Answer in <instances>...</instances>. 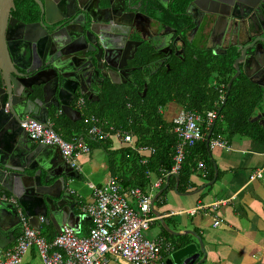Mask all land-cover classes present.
Masks as SVG:
<instances>
[{
    "label": "flooded vegetation",
    "instance_id": "flooded-vegetation-1",
    "mask_svg": "<svg viewBox=\"0 0 264 264\" xmlns=\"http://www.w3.org/2000/svg\"><path fill=\"white\" fill-rule=\"evenodd\" d=\"M47 1L40 7L37 0H12L0 37L5 43L9 22L42 26L38 63L61 70L51 77L62 80L63 100L80 114L76 121L117 97H143L151 76L203 69L215 79L222 71L231 76L237 60L236 78L258 79L244 60L256 45L264 52V0ZM256 86L262 106L253 116L264 111V89ZM61 118L69 120L58 113L52 122Z\"/></svg>",
    "mask_w": 264,
    "mask_h": 264
},
{
    "label": "water",
    "instance_id": "water-1",
    "mask_svg": "<svg viewBox=\"0 0 264 264\" xmlns=\"http://www.w3.org/2000/svg\"><path fill=\"white\" fill-rule=\"evenodd\" d=\"M37 2L40 7L48 3L47 0ZM10 5L12 0H0L2 23ZM12 28L17 34L11 35ZM49 37L54 46L50 34ZM4 38L5 43L0 37V248L12 241L14 230L22 226L21 217L38 231L41 224H51L53 236L63 224L78 233L79 219H88V216L73 210L76 202L70 183L78 177L77 171L62 161L56 147L29 143L30 139L20 126L27 119L47 126L58 113L72 122L80 118L79 112L68 106L62 98V80L51 77V74L54 76L57 73L62 76L61 70L53 64H50L53 68L43 69V65L38 63L44 59L41 55L44 39L42 26L38 23L9 22ZM256 47L257 45L245 56L244 65L257 71L258 79L249 78V81L264 89V52ZM24 61H28V67L24 65ZM236 61L233 62L235 72L226 83L225 93L238 74ZM80 71V68L76 69L78 74ZM77 84L81 85L76 80ZM250 120L257 121L264 127V111ZM50 128L53 130L52 126ZM209 135L210 129L206 134V142ZM174 178L175 190L177 177ZM163 188L164 186L152 195L151 213L157 217L164 230L175 236L181 235L180 232L168 229L153 208V201ZM183 233L194 236L199 251L203 252L200 238L194 232L185 230ZM195 249V245L189 243L174 250L166 264H191L197 255L193 254ZM202 259L203 257L194 264Z\"/></svg>",
    "mask_w": 264,
    "mask_h": 264
},
{
    "label": "trees",
    "instance_id": "trees-1",
    "mask_svg": "<svg viewBox=\"0 0 264 264\" xmlns=\"http://www.w3.org/2000/svg\"><path fill=\"white\" fill-rule=\"evenodd\" d=\"M230 74V71H222L214 79L210 72L200 69L151 76L143 97H117L104 108H91L88 111L89 115L97 118L102 131H109V135L103 138L86 134L84 129L87 124L83 122V118L76 122L61 118L52 122L51 126L64 140L75 136L80 137L89 150L93 146L99 147L105 154L108 175L115 177L123 187L145 190L153 179L160 178L162 182L158 189L164 184L165 187L153 201L157 202L175 183L174 176L168 175V171L173 163L177 138L171 130V121H167L161 113L165 104L175 103L179 108L194 110L202 116L207 110H215L217 113L213 123L204 131L202 139L184 147L183 158L176 174L178 192L186 191L188 188L183 186L187 183L192 187L189 179L198 162L202 163L204 170L201 185L213 177L211 148H208L206 142L209 129L208 138L220 136L226 143L235 134L252 140H264V127L257 121L250 120L254 110L261 105L260 89L245 78H235L225 93ZM115 130L129 133L133 144L146 145L153 151H134L115 137ZM114 141L118 145H114ZM159 228L163 241H169V250L174 251L186 245L187 234L175 236L164 231L161 226ZM49 239L51 236L46 240Z\"/></svg>",
    "mask_w": 264,
    "mask_h": 264
},
{
    "label": "built area",
    "instance_id": "built-area-1",
    "mask_svg": "<svg viewBox=\"0 0 264 264\" xmlns=\"http://www.w3.org/2000/svg\"><path fill=\"white\" fill-rule=\"evenodd\" d=\"M80 100H77L78 106ZM215 110H207L202 116L194 110L179 108L170 119L171 130L177 138L172 156V165L168 175L176 176L183 158L185 146L193 145L201 140L207 128L216 118ZM87 124L85 133L97 138L109 135V131H102L97 118L93 115L83 116ZM28 138L34 143H42L56 147L62 161L79 172L77 158L89 152V147L83 140L73 137L64 140L50 128L51 122L43 126L33 119L20 123ZM109 130H112L109 127ZM205 131V132H204ZM115 137L129 145L134 151L152 152L146 145H135L132 136L121 130L114 131ZM208 148H227V143L220 136L208 138ZM201 175L204 174L203 165L198 162ZM262 177V168L249 172L247 180ZM160 178L153 179L145 190L138 187H123L115 177L109 176L101 184L87 182L91 190V201L78 206L82 215L88 216L90 222L85 235H77L73 228L61 225L59 232L46 240L39 231L30 227L24 217L22 226L9 248L0 249V264H20L22 255L34 248L41 264H164L162 250H169L168 242L162 237L147 238L144 232L157 219L151 213V198L161 184ZM217 200L213 206L224 203ZM190 208L188 213H193ZM219 223L214 218L212 225Z\"/></svg>",
    "mask_w": 264,
    "mask_h": 264
},
{
    "label": "crops",
    "instance_id": "crops-1",
    "mask_svg": "<svg viewBox=\"0 0 264 264\" xmlns=\"http://www.w3.org/2000/svg\"><path fill=\"white\" fill-rule=\"evenodd\" d=\"M227 146V148L214 147L210 150L213 174L215 167V177H212V181H205L202 187L203 175L200 168L196 167L189 179L192 189L187 183L183 187L190 190L178 192L174 190L173 184L157 202H153V208L159 213L168 229L187 234L186 244L195 245L196 251L193 254L197 253V255L191 264L201 257L203 259L198 264H264V140H252L235 134L231 136ZM82 161L88 162L92 172L98 170V162L89 155L82 157ZM79 164L81 167V161ZM256 168H262V177L248 181L249 172ZM77 173L79 177L80 173ZM107 176L109 177L108 172ZM92 183L101 184L100 181ZM163 186L165 187V184ZM198 188L200 189L197 190ZM71 193L76 202L73 210L79 213L78 206L90 202L91 193L85 200H81L78 194ZM221 199L225 200L224 203L212 205L214 201ZM197 205L199 208L193 213H188L190 208ZM214 218L219 219V223L215 226L212 225ZM155 223L159 229L155 237L160 236L161 224L155 219L143 233L145 237H147L146 232ZM89 224L88 219L80 218L76 234L85 235ZM41 225L43 232L40 230V235L46 239L52 237L51 224ZM161 228L163 229L162 226ZM185 230L194 232L200 238L203 252L199 251L196 238L189 233H183ZM13 240L0 249L11 247ZM172 252L162 250L164 264L170 260ZM20 264H41L34 248H29L22 255Z\"/></svg>",
    "mask_w": 264,
    "mask_h": 264
},
{
    "label": "rangeland",
    "instance_id": "rangeland-1",
    "mask_svg": "<svg viewBox=\"0 0 264 264\" xmlns=\"http://www.w3.org/2000/svg\"><path fill=\"white\" fill-rule=\"evenodd\" d=\"M178 109H179L178 105H176L175 103L169 102L161 108V113L163 117L168 121L175 115ZM88 111L89 110L84 111L86 116H89ZM115 144L118 145L117 142L114 141V145ZM86 155H89L91 158H93L94 160L98 162L99 167L96 172H92L91 167L88 165L87 161H82V157H86ZM80 161H81V167L79 164ZM105 161H106V158H105L104 152L97 146L96 147L93 146L89 154L86 153L77 158L80 175L78 178L73 179L72 180L73 182L71 181L70 188L74 194L79 195V198L81 200H85L91 193L90 188L87 186V182H89L90 180H92V182L100 181L101 183H104L105 181H107L108 176H107V171L105 168ZM40 230L41 232H43L41 228ZM158 231H159L158 225L155 223L150 228V230L146 232L147 238L151 239L155 237L156 236L155 234H157Z\"/></svg>",
    "mask_w": 264,
    "mask_h": 264
}]
</instances>
